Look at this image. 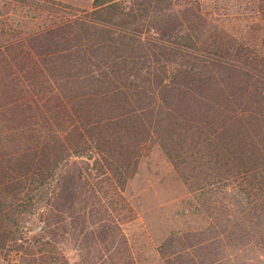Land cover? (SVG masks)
I'll list each match as a JSON object with an SVG mask.
<instances>
[{"label": "trees", "instance_id": "obj_1", "mask_svg": "<svg viewBox=\"0 0 264 264\" xmlns=\"http://www.w3.org/2000/svg\"><path fill=\"white\" fill-rule=\"evenodd\" d=\"M29 3L34 28L0 22V253H17L15 264H70L67 251L73 264H132L101 188L129 177L153 135L170 158L199 147L196 188L221 200L205 227L165 237L164 264L264 244V0L253 41L188 0ZM56 117L64 133L51 129ZM86 153L84 165L71 158ZM33 213L42 225L25 232Z\"/></svg>", "mask_w": 264, "mask_h": 264}, {"label": "rangeland", "instance_id": "obj_2", "mask_svg": "<svg viewBox=\"0 0 264 264\" xmlns=\"http://www.w3.org/2000/svg\"><path fill=\"white\" fill-rule=\"evenodd\" d=\"M188 1L198 5L204 13L211 15L231 34L236 36L246 34L258 38L259 31L256 29L257 25H260V20L253 12L254 0ZM62 2L68 3L69 6L83 8H89L91 5V0ZM29 4V0H0V22L5 30L9 29L8 25L23 31L34 28L35 22L33 21L38 20L32 16H36L38 12L33 11L31 14ZM62 7L57 8L59 15H68L61 12L65 11ZM44 9L51 13L54 8ZM250 27L254 28L253 33L247 32ZM63 125H66V121L62 122L56 117L52 121L51 129L61 130L63 132L60 133H64ZM163 149L164 147L158 144L155 135L149 137L136 152L135 166L130 171L129 177L120 183L119 187L112 184L101 188L102 199L105 202L112 201L110 211L116 215L119 228L124 234L132 264H164L159 254V246L165 237L176 231L198 230L205 227L211 221L208 211L215 213L220 207L221 200L218 193H208L204 183L196 188L197 179H200L203 172L197 174L195 168L189 169L192 167L189 162L191 158L189 153L199 147H185L177 158H170ZM87 153L92 154L91 151ZM87 153L84 156L71 158L84 165L85 160L90 162ZM215 177L218 176L215 174ZM216 182L222 186V181ZM200 190L201 192L205 190V193H200ZM208 194L217 198H211ZM23 225L25 232L29 230V233H37L42 223L36 213H33ZM61 249L66 251L65 247ZM188 251L191 256L198 259L197 247L192 246ZM66 253L69 263L73 264L72 252L67 251ZM210 255L205 259L208 262V257H215L212 264H264V244L246 242L221 245L217 252L212 249ZM17 259L18 254L13 251H8L6 256L0 253V264H15Z\"/></svg>", "mask_w": 264, "mask_h": 264}, {"label": "crops", "instance_id": "obj_3", "mask_svg": "<svg viewBox=\"0 0 264 264\" xmlns=\"http://www.w3.org/2000/svg\"><path fill=\"white\" fill-rule=\"evenodd\" d=\"M62 1H66L67 2V0H62ZM70 3H73V2H70Z\"/></svg>", "mask_w": 264, "mask_h": 264}]
</instances>
